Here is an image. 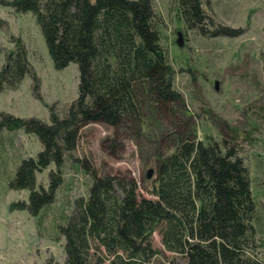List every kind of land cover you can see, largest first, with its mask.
Instances as JSON below:
<instances>
[{
  "label": "trees",
  "instance_id": "16d2710c",
  "mask_svg": "<svg viewBox=\"0 0 264 264\" xmlns=\"http://www.w3.org/2000/svg\"><path fill=\"white\" fill-rule=\"evenodd\" d=\"M174 2L186 30L205 39L237 35L211 14L212 0ZM0 3L34 16L55 69L75 63L79 71L76 99L61 110L53 104L49 123L0 114V153L6 155L8 145L10 160L21 159L9 187L29 192L10 209L27 211L39 231L52 228L56 240L64 238V264H179L154 248L155 232L185 264H264V203L253 193L250 170L235 144L179 138L173 152L159 155L152 198L140 196L134 180L101 176L87 157L76 156L90 123H143L145 104L154 114L176 115L177 72L152 0ZM27 75L34 76L27 48L17 40L0 69V91L18 89ZM20 130L41 143L35 157L15 156L8 135ZM50 167L48 184H40L38 173ZM70 168L89 176L88 193L71 203L63 197L58 208ZM49 216L51 227L44 228Z\"/></svg>",
  "mask_w": 264,
  "mask_h": 264
},
{
  "label": "rangeland",
  "instance_id": "374dc122",
  "mask_svg": "<svg viewBox=\"0 0 264 264\" xmlns=\"http://www.w3.org/2000/svg\"><path fill=\"white\" fill-rule=\"evenodd\" d=\"M152 1L163 44L177 72L175 90L181 98L173 104L176 115L154 114L145 104L143 123L125 122L118 127L90 123L82 130L76 156L87 157L101 176L134 180L138 194L152 198L149 190L159 155L173 152L179 138L226 140L240 149L253 193L264 203V0H212L211 14L217 22L237 33L232 38L212 39L186 30L174 0ZM17 40L27 48L34 76L27 75L16 90L0 91V114L37 117L49 123L53 104L61 110L78 95L77 65L55 69L34 16L0 3V69ZM8 137L15 140L17 158L35 157L42 149L36 136L22 130ZM6 148V155L0 153L1 162L6 163L0 166V264H64L65 241L63 237L56 240L48 228L52 217L45 219L48 229L39 231L27 211L10 209L12 202L27 200L29 192L10 189L21 159L10 160ZM50 169L38 173L40 184H48ZM65 181L58 192V208L63 197L70 203L86 197L90 186L87 174L71 168ZM261 216L264 235V209ZM152 243L167 259L185 264L164 249L158 232Z\"/></svg>",
  "mask_w": 264,
  "mask_h": 264
},
{
  "label": "water",
  "instance_id": "95a60500",
  "mask_svg": "<svg viewBox=\"0 0 264 264\" xmlns=\"http://www.w3.org/2000/svg\"><path fill=\"white\" fill-rule=\"evenodd\" d=\"M179 34H180V33H179ZM178 44H179L180 46H182L181 41H179ZM152 172H153V170L148 171V173H147L148 178L151 177Z\"/></svg>",
  "mask_w": 264,
  "mask_h": 264
}]
</instances>
